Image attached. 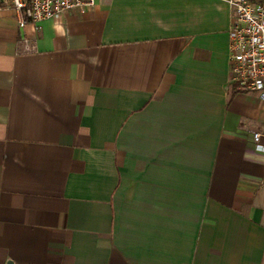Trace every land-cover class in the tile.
I'll use <instances>...</instances> for the list:
<instances>
[{
    "label": "crops",
    "instance_id": "0c3cea01",
    "mask_svg": "<svg viewBox=\"0 0 264 264\" xmlns=\"http://www.w3.org/2000/svg\"><path fill=\"white\" fill-rule=\"evenodd\" d=\"M232 17L0 10V264H264V100L231 78Z\"/></svg>",
    "mask_w": 264,
    "mask_h": 264
},
{
    "label": "built area",
    "instance_id": "2783aa9c",
    "mask_svg": "<svg viewBox=\"0 0 264 264\" xmlns=\"http://www.w3.org/2000/svg\"><path fill=\"white\" fill-rule=\"evenodd\" d=\"M233 10L229 28L231 78L243 91L264 100V0H226ZM97 0H0V10L16 12L21 26L32 23L40 29L45 19L58 20L63 13L91 8ZM259 141L260 133H255Z\"/></svg>",
    "mask_w": 264,
    "mask_h": 264
},
{
    "label": "water",
    "instance_id": "95a60500",
    "mask_svg": "<svg viewBox=\"0 0 264 264\" xmlns=\"http://www.w3.org/2000/svg\"><path fill=\"white\" fill-rule=\"evenodd\" d=\"M6 264H15L13 261H8Z\"/></svg>",
    "mask_w": 264,
    "mask_h": 264
}]
</instances>
